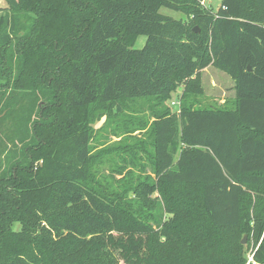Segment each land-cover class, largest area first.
I'll return each mask as SVG.
<instances>
[{
	"label": "trees",
	"instance_id": "obj_1",
	"mask_svg": "<svg viewBox=\"0 0 264 264\" xmlns=\"http://www.w3.org/2000/svg\"><path fill=\"white\" fill-rule=\"evenodd\" d=\"M7 2L0 264H246L252 233L250 264H264V0ZM209 65L233 80V108L163 105L180 84L201 92ZM144 99L161 108L123 151L145 157H122L143 173L117 190L97 167L117 146L93 152L94 124Z\"/></svg>",
	"mask_w": 264,
	"mask_h": 264
},
{
	"label": "rangeland",
	"instance_id": "obj_2",
	"mask_svg": "<svg viewBox=\"0 0 264 264\" xmlns=\"http://www.w3.org/2000/svg\"><path fill=\"white\" fill-rule=\"evenodd\" d=\"M204 4L208 9L216 11L221 4V0H204ZM7 6V0H0V7L3 8ZM160 12L176 19H188V15L185 13L167 7H162ZM146 41V35H139L133 48H142ZM199 86H201V92H198L197 87L192 84L190 87L187 83L180 84L177 89L171 93L170 97L163 103V105L168 107L172 112L179 114L184 96V101L195 109H230L235 106L236 95L233 80L225 72L217 69L213 65H209L202 70ZM151 104H154V101L150 102L145 99L137 100L134 103H129L127 107L124 106L123 109L119 111L116 116H112L110 120L107 119V116L105 115L94 124L96 135L92 141L94 146L93 152H98L102 148L112 149L114 148L113 146H117V152L112 151L106 153L102 161L97 164L98 176L100 179L104 177L112 182L114 188L117 190L122 189L123 179L125 178L127 170L132 169L135 171L133 180H136L137 176L140 173H143L138 167L131 163H124L122 157L126 156L127 160L131 161L133 156L144 158L145 152L140 151V147H135V154L125 153L123 148L124 146H126L125 149L129 148V146H134L136 142L147 138L148 130L161 108L158 106V109H154ZM139 122L146 123L144 129H136L132 131L133 129L140 127ZM148 144V147H150V142H148ZM124 165H126L127 168L123 173L114 170L116 167L119 168ZM145 172L152 174V176L154 175L150 165H147ZM159 212L161 213V216L163 215L164 219L168 218L169 214L162 212V210ZM16 225L18 227L19 224L16 223ZM243 238H246L245 243L241 242ZM262 238L263 235L260 238L259 243L262 241ZM239 240L240 243L244 245V255L249 260L253 252L257 249L253 250L255 237L253 236V233L251 237H249L248 234H242Z\"/></svg>",
	"mask_w": 264,
	"mask_h": 264
},
{
	"label": "built area",
	"instance_id": "obj_3",
	"mask_svg": "<svg viewBox=\"0 0 264 264\" xmlns=\"http://www.w3.org/2000/svg\"><path fill=\"white\" fill-rule=\"evenodd\" d=\"M253 261H254V260H253V254H252L251 258L247 261L246 264H250V263L253 262Z\"/></svg>",
	"mask_w": 264,
	"mask_h": 264
},
{
	"label": "water",
	"instance_id": "obj_4",
	"mask_svg": "<svg viewBox=\"0 0 264 264\" xmlns=\"http://www.w3.org/2000/svg\"><path fill=\"white\" fill-rule=\"evenodd\" d=\"M195 30L198 31L199 29H198V28H195ZM249 69H251V68L249 67ZM245 242H246V238H243V239H242V243H245Z\"/></svg>",
	"mask_w": 264,
	"mask_h": 264
}]
</instances>
